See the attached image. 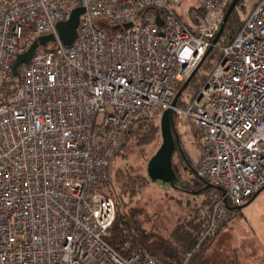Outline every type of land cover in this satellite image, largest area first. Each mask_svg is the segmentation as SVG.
<instances>
[{"label":"built area","instance_id":"obj_1","mask_svg":"<svg viewBox=\"0 0 264 264\" xmlns=\"http://www.w3.org/2000/svg\"><path fill=\"white\" fill-rule=\"evenodd\" d=\"M231 1L201 0L187 25L174 10L183 0H0V264H161L106 242L117 207L99 183L128 132L165 111L199 130L196 172L217 188L200 243L237 213L229 202L242 208L264 188V0L197 97L172 106ZM77 8L66 46L57 24ZM48 35L14 77L16 59Z\"/></svg>","mask_w":264,"mask_h":264},{"label":"trees","instance_id":"obj_2","mask_svg":"<svg viewBox=\"0 0 264 264\" xmlns=\"http://www.w3.org/2000/svg\"><path fill=\"white\" fill-rule=\"evenodd\" d=\"M233 1L234 0L230 2L226 13ZM260 1L261 0H255L247 17ZM246 8V0H238L236 2L216 46L202 63L201 67L179 98L177 102L178 108L187 107L188 104L197 97L213 72V69L207 66L208 61H213V68H215L222 60L223 53L221 47L234 38L244 26L247 19V17H244V11ZM196 10H198L201 15L203 14L201 8ZM48 49L49 47L46 48V50ZM185 82L186 80L178 86L177 93L183 87ZM176 117H178L177 114L173 113V118ZM158 121V119L142 121L136 129L128 132L120 149L110 161L107 178L99 183V190L106 196L113 198L117 207L116 221L107 233L105 240L122 257H127L132 252L138 251L140 253L151 255L161 264H176L174 260L177 258L183 259L184 257L191 255L189 258V261H191L198 253H201L202 257L204 256V247L209 239H206L201 243L200 240L210 223L211 202L209 200V195L212 191L217 189L197 175L196 167L191 164L186 153L182 151L181 139L178 132L176 131V135L178 136L179 144L175 137L176 150L172 156V165L175 173L174 179L177 182V186H175L173 190H177L181 196L179 203H181L180 207H182V215L184 216L180 215L177 217L175 227L169 236L164 238V241L161 242L159 246L160 256L147 247L148 244L146 243L145 235L139 225L135 223L132 216L125 212L128 209L127 202H136L138 198L141 197L144 190L152 184L149 176L126 175L124 183L119 186L121 187L119 196H116L115 192L111 189V167L114 158L130 142H133L138 146L151 144L161 132V127L159 126ZM178 154L179 157H177ZM259 193L253 195L246 204H250ZM228 209L231 213L232 211H239L241 207H233L229 202ZM203 263L205 264L204 260Z\"/></svg>","mask_w":264,"mask_h":264},{"label":"rangeland","instance_id":"obj_3","mask_svg":"<svg viewBox=\"0 0 264 264\" xmlns=\"http://www.w3.org/2000/svg\"><path fill=\"white\" fill-rule=\"evenodd\" d=\"M254 2L255 0H246L245 18ZM199 7L201 0H183L180 5L174 6V10L185 24L192 25V9ZM213 65V61L209 60L207 66L214 70ZM162 115L163 113L158 119L159 126ZM174 126L181 139L182 151L195 167L201 149L199 130L190 122H183L180 116L174 118ZM162 146L160 132L149 145L138 146L130 142L120 151L111 167V189L116 196L120 194L119 186L124 183L126 175L148 176V165ZM174 182V178L169 182H152L136 202H127L128 209L125 211L139 225L145 235L147 247L158 256L161 242L175 227L177 217L182 215L179 203L181 196L177 190H173ZM203 255L202 257L198 253L191 261L186 260V257L174 261L176 264H204L203 260L205 264H264V189L250 204L234 214L216 238L207 241Z\"/></svg>","mask_w":264,"mask_h":264},{"label":"water","instance_id":"obj_4","mask_svg":"<svg viewBox=\"0 0 264 264\" xmlns=\"http://www.w3.org/2000/svg\"><path fill=\"white\" fill-rule=\"evenodd\" d=\"M238 0H234L231 4L228 12L226 13V16L224 18V22L221 26V29L219 33L217 34L216 38L213 41V46L209 48L206 55L204 56L201 64L198 66V68L192 73V75L186 80L183 87L179 90V92L176 94L172 106L176 107L177 102L179 98L181 97L184 90L189 85L192 78L195 76L199 68L201 67L202 63L205 61L207 56L210 54L214 46H216L223 30L225 27L226 22L228 21V18L230 17L233 8ZM85 12L84 8H77L74 9L71 13V16L69 20L65 22H60L57 24V30L60 35V38L64 45L71 46L77 36V28L80 21V16ZM158 23H160V20L158 19ZM132 26V24H127L124 26V29H129ZM55 41V38L53 35L43 36L39 38L37 41H35L32 46L28 49V51L20 55L16 61L14 62L12 66L13 75L14 77L18 78L20 77V68L23 64H28L33 59L35 53L38 49L44 48L46 49L47 46L50 43H53ZM161 136L163 139V146L159 150V152L153 157L148 165V176L151 179L152 182L162 181V182H169L172 180V178L175 177V173L173 170L172 165V156L176 150V143H175V137L177 138V142L179 144L178 136L176 135V130L174 126V118L173 113L171 111H165L162 115L161 122ZM176 182V181H175ZM223 194L226 195L225 191H223ZM227 203V199H226ZM248 204H245L247 206ZM243 206V207H245Z\"/></svg>","mask_w":264,"mask_h":264},{"label":"crops","instance_id":"obj_5","mask_svg":"<svg viewBox=\"0 0 264 264\" xmlns=\"http://www.w3.org/2000/svg\"><path fill=\"white\" fill-rule=\"evenodd\" d=\"M200 157H201V149H200V153H199V156H198L199 159H198V161H197V164H198V162H199V160H200ZM175 186H177V182H174L173 187H175ZM171 187H172V186H171ZM171 187H170V188H171ZM172 189H173V188H172ZM260 193H261V192H260ZM260 193H259V194H260ZM259 194H258V195H259ZM258 195H257V196H258ZM257 196H256V197H257Z\"/></svg>","mask_w":264,"mask_h":264}]
</instances>
